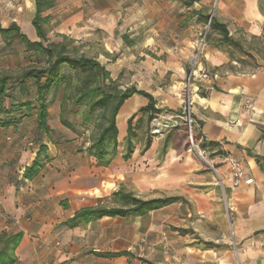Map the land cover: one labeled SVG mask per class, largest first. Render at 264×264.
I'll list each match as a JSON object with an SVG mask.
<instances>
[{
  "label": "crops",
  "instance_id": "0c3cea01",
  "mask_svg": "<svg viewBox=\"0 0 264 264\" xmlns=\"http://www.w3.org/2000/svg\"><path fill=\"white\" fill-rule=\"evenodd\" d=\"M51 1L41 12L47 42L65 37L84 45L112 79L120 70L131 74L138 69L134 78L144 87L133 86L152 94L160 113L188 108L204 162L192 156L182 139L163 147L165 163L152 176L79 177L95 170L88 166L96 161L85 150L88 144L81 145L75 134L69 140L58 135L64 132L58 127L63 126L59 105L56 122H48L50 132L39 130L38 102L28 86L30 95L21 94L19 101L31 102L29 112L23 107L21 112L0 113V122L16 118L13 124H0V234H20L13 264H264V0H217L213 15L243 50L209 41L193 67L190 53L205 23L202 16L211 17L206 11L209 0H194L189 6L184 0ZM180 5L186 13H180ZM34 14L35 0H0V24L16 23L21 32L24 25L29 40H39ZM167 35L176 43L184 40V45L160 46L165 57L156 60L158 74L153 77L159 85L152 90V62L145 50H150V39ZM120 45L125 55L134 52L144 59L138 65L126 61L113 72L109 56ZM146 102L138 94L123 102L116 115L118 140L124 142L127 117ZM41 144L46 146L41 165L31 178L23 177ZM140 146L128 159L118 150L109 164L134 162L147 151L143 160L150 164L157 143L143 152ZM228 156L242 168L236 187ZM164 166H169L167 171ZM126 178L132 187L127 190L139 198L181 199L141 215L65 224L79 208L109 199ZM114 253L119 254L109 255Z\"/></svg>",
  "mask_w": 264,
  "mask_h": 264
},
{
  "label": "trees",
  "instance_id": "16d2710c",
  "mask_svg": "<svg viewBox=\"0 0 264 264\" xmlns=\"http://www.w3.org/2000/svg\"><path fill=\"white\" fill-rule=\"evenodd\" d=\"M194 0H184V4L189 6ZM51 0H35V14L32 25L35 28L39 40H29L22 33L16 23H10L7 27L0 24V35L4 41L19 40L26 47V50L36 56H45L46 64L42 66L32 65L22 69L17 75V83L20 94L29 93V85L26 83L32 80L34 85V94L38 105L36 109V122L39 130L45 133L50 132L48 124V107L50 101L48 94L53 89H58L61 84L63 87V96L60 101L59 122L64 127L75 130V126L67 117V100H70L71 109L76 112L77 107L83 106L80 112V119L84 125L93 120H99L98 130L90 137L85 150L88 155L94 157L99 165H108L113 156L118 151V128L116 124V115L123 102L133 94H138L146 98L144 106L139 107L126 119V136L123 142V159H128L139 137L137 131L142 129L144 136V145L141 152L145 151L151 144L152 133L149 131L151 120L161 112L156 106V100L152 94L135 86H129L124 89L112 88L115 79L110 77L109 71L93 57L84 54L73 55L68 51L67 44L64 41L54 43L47 42L46 30L44 28V17L41 12L44 7L51 4ZM204 22L208 24V33L217 35L215 41L219 44H229L242 51L243 47L240 41L233 39L229 34L227 25L219 21L214 15L209 18V14L203 16ZM65 39V37H63ZM66 68L68 71H64ZM11 76L9 74H0V113L21 112L24 107L27 112L31 110L30 101H17L5 107L7 98L8 82ZM74 78V83L72 81ZM66 84V86H65ZM69 90V91H68ZM95 112L97 114L95 115ZM140 114L135 123L133 119ZM0 122L2 125H9L16 122V118H5ZM203 146V144L201 145ZM212 146V144L210 145ZM46 146L40 145L35 158L29 166L23 170V177L31 178L41 165L45 156ZM112 199L115 204L106 205L98 203L94 206L81 207L74 212L72 217L66 220L65 224L69 227L77 226L91 220H96L104 216L116 217L127 214L141 215L150 210L158 209L181 198L178 196H162L148 199L137 197L132 191L118 188L112 192ZM20 234H0V264H13L16 261L14 249L18 243ZM119 253L109 254L116 255Z\"/></svg>",
  "mask_w": 264,
  "mask_h": 264
},
{
  "label": "rangeland",
  "instance_id": "374dc122",
  "mask_svg": "<svg viewBox=\"0 0 264 264\" xmlns=\"http://www.w3.org/2000/svg\"><path fill=\"white\" fill-rule=\"evenodd\" d=\"M183 13V11L186 13V9L183 8V6L180 5L179 8ZM217 9V0H209V5L207 6L206 11L208 12H213L215 14V11ZM3 25L7 24V22H3ZM203 27V28H202ZM187 27H185L183 30H187ZM208 31V24L203 23L201 25L200 33L197 34L196 38V44L194 46V49L191 50L190 56V67L195 66L197 63V60L200 57V52L203 49V46L208 43L209 41H215L217 38V35L214 33H208L207 36L205 37L206 33ZM22 32L27 35L26 33V27L24 25L22 26ZM54 36H59L58 34H55ZM63 41L67 44L68 51L70 54L73 55H79V54H85L88 56H91V51L89 48L85 47L82 44H76L73 43V41L64 39ZM180 41L178 43L175 42V38L171 37L170 35L163 36L161 38H152L150 39V44H148L150 47V50H145V54H147V58L152 62L151 64V76H152V82L150 89L152 90H157L159 81L156 79V77H153L155 74H158L157 68L155 66L156 60L157 59H162L165 57V52H161L160 46L163 45L162 49H165L166 46H172V45H179L182 47L184 45V40L179 39ZM123 45L127 44L126 39H123ZM160 42L162 44L160 45ZM156 43V44H155ZM77 46V47H76ZM121 46V45H120ZM118 49V48H117ZM123 50V47L121 46L120 51L117 53H114L113 55L109 56L110 61L113 63L110 67L112 68V71H117L121 69L123 65L126 64V61H132L131 64H133V60H135L136 64L140 62V59H144V57H140L138 54H135L134 52L130 53L131 55H125L124 51H127L125 48ZM129 56V57H128ZM46 64L45 56L39 55L36 56L32 52H29L26 50V47L23 43H21L19 40H12V41H4V39L0 36V74L6 73L11 76L9 82H8V90H7V100H5V105L6 107H9V104L12 101H19L21 98V94H19L18 91V85L16 75L24 68H27L32 65H37V66H42ZM129 65V63H127ZM135 64V63H134ZM135 64V65H136ZM64 71H68L66 68L63 69ZM136 72H138V69H133L131 70V74H129L126 70L122 71L120 70V74L118 77L115 79V82L111 85L112 88H119V89H124L129 86H133L134 84L137 87H144V85L137 81L134 77L136 75ZM74 78H72V81L74 83ZM26 83L29 85L31 88V95L34 96V85L32 80L26 81ZM66 86V84H65ZM63 87L64 84L62 83L61 86L58 89H53L50 91L48 94V100L50 101L49 107H50V117L48 118V122L52 126L54 122H56L57 117H56V111H57V106L60 105L61 97L63 96ZM69 91V90H68ZM30 95V93L27 94V96ZM184 95V92L182 93V96ZM25 96L22 95V98ZM127 107V104L126 106ZM123 108L121 112L119 113V116L117 118L119 127L121 126V120L123 118V115L126 111V108ZM67 108L70 110V100H67ZM60 109V106H59ZM77 111L74 113L72 111L67 112V117L68 119L73 123L75 126V130H70L68 128H65L63 126H59L62 131L66 132L67 135L64 132L59 133L61 138L64 137L65 140H69V137H73L77 135V139L79 142H81V145H85L89 143L90 137L96 133L98 130L97 124L99 123V120H93L91 123H88L84 125L80 119V112L83 109V106H79L77 108ZM97 112H95V115ZM140 114H137V116L133 119V123H135L137 117ZM160 123V133L154 134L152 133V128L155 126L156 123ZM192 120H191V115L190 112L188 111L187 107L180 108L177 111L173 112H163L157 114L150 122L149 125V131L152 133V140L151 143L156 142L157 146L156 149H152V157L150 160V164H146V162L149 161H144L143 158L148 153H144L143 155H140L134 162H130V160H124V161H119L116 165H106L102 166L97 163V161L93 162H88V166L90 168H95L91 169L90 172H85L82 174H79V177H148L152 176L155 173L158 172L160 169L161 164L165 163V157H166V152L167 150L164 151V146L166 147L171 146L172 144L176 143L177 140H182L185 142L184 146L189 147L192 152V156L199 160L201 163L204 162L201 153L199 150L194 147L192 142L195 144V134L193 132V127H192ZM62 127V128H61ZM191 127V128H190ZM190 129L192 130V134L190 135ZM143 130L144 126L142 129L137 131V135L139 137V141L135 144H141L140 148L142 149L144 145V136H143ZM54 134V132H53ZM122 141L118 140V150L123 152V145ZM122 146V149H121ZM150 151V150H149ZM164 157V159H163ZM146 165H142V164ZM102 166V167H100ZM105 167V168H103ZM169 167V166H167ZM164 166V170L167 168ZM99 168L98 170H96ZM101 169V170H100ZM100 170V171H99ZM167 171V170H166ZM168 171H170L168 169ZM145 172V173H144ZM165 173V172H164ZM123 181V182H122ZM108 185V184H107ZM123 188L124 190H127L130 187V180L129 178H126L125 180H121L115 187L117 190L118 188ZM113 191V190H112ZM115 191V190H114ZM103 199V204L106 205H113L115 204L113 199H112V194L109 199L106 197L102 198Z\"/></svg>",
  "mask_w": 264,
  "mask_h": 264
},
{
  "label": "built area",
  "instance_id": "2783aa9c",
  "mask_svg": "<svg viewBox=\"0 0 264 264\" xmlns=\"http://www.w3.org/2000/svg\"><path fill=\"white\" fill-rule=\"evenodd\" d=\"M249 104V101L247 102ZM191 128V127H190ZM152 133L157 134L160 133V123H156L155 126L152 128ZM192 134V130L190 129V135ZM194 147L197 148V146L192 142ZM227 164L230 169V174H231V182H232V187L238 186V183L241 179L242 176V168L240 166V163L233 158L232 156L226 157ZM247 182H250V179L246 180Z\"/></svg>",
  "mask_w": 264,
  "mask_h": 264
},
{
  "label": "water",
  "instance_id": "95a60500",
  "mask_svg": "<svg viewBox=\"0 0 264 264\" xmlns=\"http://www.w3.org/2000/svg\"><path fill=\"white\" fill-rule=\"evenodd\" d=\"M213 15V12H211V16Z\"/></svg>",
  "mask_w": 264,
  "mask_h": 264
}]
</instances>
